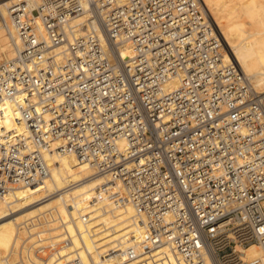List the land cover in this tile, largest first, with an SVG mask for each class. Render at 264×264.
I'll list each match as a JSON object with an SVG mask.
<instances>
[{
  "label": "built area",
  "instance_id": "1",
  "mask_svg": "<svg viewBox=\"0 0 264 264\" xmlns=\"http://www.w3.org/2000/svg\"><path fill=\"white\" fill-rule=\"evenodd\" d=\"M9 9L2 23L16 48L0 63V197L42 185L47 154L70 153L102 179L79 217L129 205L142 229L100 257L146 264L168 245L183 264H264V95L225 60L202 0H13ZM6 116L17 124L7 128ZM251 245L262 256H248ZM54 248L21 264H47Z\"/></svg>",
  "mask_w": 264,
  "mask_h": 264
},
{
  "label": "bare ground",
  "instance_id": "2",
  "mask_svg": "<svg viewBox=\"0 0 264 264\" xmlns=\"http://www.w3.org/2000/svg\"><path fill=\"white\" fill-rule=\"evenodd\" d=\"M12 2L0 0V14L9 23ZM202 3L224 40L225 60L238 62L252 90L263 94L264 0H202ZM77 23L81 30H86L85 18L77 19ZM15 48L14 40L0 23V61L11 58ZM121 52L125 59L134 54L130 44L122 45ZM3 123L7 128L17 124L13 116H6ZM47 158L52 165L51 173L41 187L19 189L0 197V264L27 262L35 256L36 247L46 245L55 246L47 264H62L73 257L90 264V254L97 264H121L120 255L100 257V253L138 240L142 229L133 217V208L127 205L107 211L94 205L91 220L85 223L79 217V210L84 207V200L93 196L101 177L94 176L93 167L73 154L51 152ZM28 222L44 223L47 227L41 231L42 225L33 227ZM66 237L71 238L72 244L57 248ZM246 253L263 254L256 245L249 246ZM147 257L150 260L146 264H183L168 245Z\"/></svg>",
  "mask_w": 264,
  "mask_h": 264
},
{
  "label": "rangeland",
  "instance_id": "3",
  "mask_svg": "<svg viewBox=\"0 0 264 264\" xmlns=\"http://www.w3.org/2000/svg\"><path fill=\"white\" fill-rule=\"evenodd\" d=\"M3 13H4V12H3ZM2 20H3V19H2V15L0 14V23H2ZM0 62H4V61H0ZM263 95H264V93H263ZM38 187H41V186L39 185ZM39 195H40V194H39ZM43 199H44V198H43ZM41 220L44 221V218H42ZM28 221H30V219H29ZM36 221L38 222V220H36ZM30 224H31V223L28 222V225H30ZM37 225H38V226H37ZM41 225H42L43 227H42ZM31 226H33V227H34V226H37L38 228H39V227H42V228H40V230H41V229H44L45 227H47V225H45L44 223H43V224H40V225H39V224H36V225H32V224H31ZM38 228H34V229H35V230H38ZM32 230H33V229H32ZM40 230H39V231H40ZM41 231H42V230H41ZM21 233H22V232H21ZM25 233H26V232H25ZM23 234H24V233H23ZM26 234H27V233H26ZM26 234H25V235H26ZM25 235H24V236H25ZM48 255H50L49 252H48Z\"/></svg>",
  "mask_w": 264,
  "mask_h": 264
}]
</instances>
